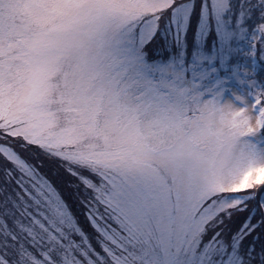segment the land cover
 <instances>
[{
  "label": "snow or ice",
  "instance_id": "obj_1",
  "mask_svg": "<svg viewBox=\"0 0 264 264\" xmlns=\"http://www.w3.org/2000/svg\"><path fill=\"white\" fill-rule=\"evenodd\" d=\"M0 264H264V0H0Z\"/></svg>",
  "mask_w": 264,
  "mask_h": 264
}]
</instances>
